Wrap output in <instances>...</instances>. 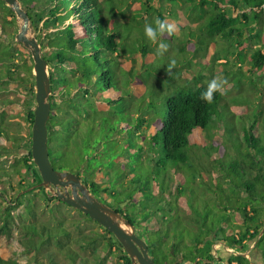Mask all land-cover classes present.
<instances>
[{"label":"trees","instance_id":"trees-1","mask_svg":"<svg viewBox=\"0 0 264 264\" xmlns=\"http://www.w3.org/2000/svg\"><path fill=\"white\" fill-rule=\"evenodd\" d=\"M18 1L25 6L30 30L40 45L41 56L49 69L50 117L46 127L51 165L56 170L71 172L82 168V172L75 171L74 174L89 187L92 195L97 197L103 192L110 197L115 196L120 203L128 201L133 204L132 206H138L142 192L139 189L140 179L131 173L125 180L129 190H122L119 196L110 194V103L126 104L124 97L132 96L129 86L133 79H141L148 87V80L151 77L160 82L159 78H155L159 72L153 70L151 66H146L150 69L146 74L142 72L144 67L129 70L125 74L120 72L118 67L117 59L129 58L137 50H141L145 55L146 46L137 39L132 42L134 47L131 48V45L125 42L129 29L120 28L122 25L118 22L109 23L103 11L107 9L110 13L114 12L115 3L112 0H105L104 5L100 0H48L51 2L50 6L39 10L29 5L33 0ZM174 1L187 4V11L190 14L199 13L204 17L202 23L197 26L199 32L190 37L198 46L208 47L209 42L205 35L238 41L245 36L247 41L254 40L255 43L258 41L256 48L251 52V63L247 73L253 74L262 69L264 46L259 47L260 35L255 29L257 26L261 27L263 23L264 0H160L162 10H156L158 20L163 21L165 15L172 17L169 4H173ZM164 6H167L166 10L169 11L165 14ZM17 31L18 24L13 10L0 0V93L5 92L10 84L23 87L27 97L23 100L21 109L25 112L29 125H32L35 105L33 62L30 53L15 41ZM131 60L134 63L133 58ZM24 72L26 75L22 76ZM119 73L123 79L119 78ZM196 81L194 84L176 87L167 93L161 91V95H158L160 92L155 85L151 86L152 91L155 90L157 93L156 105L149 106L145 111L146 115H150V119L145 116V119L136 120L135 128L139 129L143 124L149 125L150 122L155 124L156 128L149 129L146 133L138 132L140 129L130 131L132 135H129L128 142H135L136 145L150 151L153 146L159 147L162 160L170 162L174 172L175 166L179 163L184 166L189 164L190 168L196 155L192 149L202 148L203 153L200 156L207 157L206 161L212 165L208 170H201V175L203 172L217 185L221 183V190L223 189L221 195L224 196L226 205L233 208L224 214L206 215L205 219L199 221L197 219L196 223L195 218L184 214L182 220L193 222L194 226H190V229L182 228L179 231L181 237L176 240L174 237L177 229L160 226V221L155 219L156 215H160L164 220L166 214L174 210L175 207L171 208L172 204L179 198L177 194L179 186L172 178L163 176L160 183L154 184L155 188L151 193L149 190L142 193L147 203L152 199L153 202L146 203L141 210L124 214V217L134 226L136 234L144 243L146 241L148 254L155 264H260L254 262L253 257L252 261L251 258L244 256L249 242L258 250L262 259L261 264H264V116L261 118L264 113V86L259 91L260 103L255 108L251 122L241 127L235 135H230L224 122H219L216 130H211L209 125L211 109L222 97L220 90H214L211 102H207L202 99V94L208 90L210 83H203L200 77ZM2 103L5 105L6 100H2ZM0 114L4 118L5 111L2 110ZM241 116L232 114L233 118ZM3 123L0 128V139L7 142L8 146H0V158L3 157L1 152L6 155L11 148L23 151L20 161L30 171L33 184H39L41 178L31 159L30 136L21 138L19 130L15 134H10L5 119ZM124 123L128 130L131 129L129 124L132 125L133 120L127 119ZM195 131L203 138L200 144H191L189 141ZM232 137L239 144L242 143L240 149L246 148L245 152L239 150L238 154L242 153L240 157H237V154L233 155L232 159H241V162H235V169L241 176L237 175L235 178L222 168L220 162L222 156H229L225 147ZM146 141L150 146L144 144ZM70 147H74L76 151L73 154L75 161L69 165L64 162V158L68 155ZM123 147L125 148V145ZM218 149L222 150V154H219ZM79 159L86 163V166H80ZM118 160L120 170L124 161ZM153 163L151 160V164ZM215 165H218L223 173L218 170L216 176H213L215 174L213 171L217 168L212 166ZM13 169L19 174L16 168ZM9 173L0 169V182L4 179L11 184ZM99 174L104 178L102 182L96 179ZM165 181H168L167 187ZM124 186L125 184L119 189ZM145 189L147 190L146 185ZM35 191L41 192L47 203L53 200L57 205L66 206L56 198L48 197L42 187L36 188ZM32 192L34 191L28 194ZM24 200L25 195L15 197L14 207L6 209V212L0 215L1 229L7 237L11 235L13 225L11 210L19 206L28 208L29 201ZM163 203L167 208L161 212L158 206ZM105 204L109 205L107 202ZM147 205L153 207L147 210ZM68 208L78 212L83 220L93 222L103 232L71 239L70 233L63 227L50 228L37 221L23 223L18 230L19 250L25 255L28 264H58L53 247L61 255V264H88L73 248L76 244L79 251L90 250L92 253L99 247L110 252L111 248L116 246L119 260L123 264H131L122 246L112 234L80 211ZM116 211L123 213L120 210ZM192 228L195 229V233L192 232ZM184 231L188 235L189 231L193 233L189 235L188 240L184 238ZM152 235L156 237L150 238ZM169 235L175 241H172ZM146 239L150 241L149 245ZM217 243L224 249H234L235 254L229 253L226 260L214 255L212 247ZM0 264L5 262L0 260Z\"/></svg>","mask_w":264,"mask_h":264},{"label":"rangeland","instance_id":"rangeland-1","mask_svg":"<svg viewBox=\"0 0 264 264\" xmlns=\"http://www.w3.org/2000/svg\"><path fill=\"white\" fill-rule=\"evenodd\" d=\"M104 1L105 0H100L102 4ZM112 1L115 3V13H110V10L107 9L103 11L105 17L109 19V23L118 22L122 25L120 28L124 29L125 27L129 29L125 42L127 45H131V48L134 47L132 42L138 39L147 49L145 55L142 54L141 50H137V52L133 53L129 58L123 57L117 59L120 72L125 74L129 70H138L144 67V71L142 72L146 74L147 71L150 70L146 68V66H151L153 70L159 72L158 76L155 78H159L160 82L151 77L148 80V87L145 86L141 79H133L129 86V91L132 96L128 95L126 98L124 97L126 104L110 103V194H117L119 196L122 190L125 189L128 191L129 186L128 183H125V180L130 177L131 173L135 178L140 179L139 184H141V186L139 185V189L142 191L141 196H139L140 204H138V206H132L133 204L128 201L120 203L115 196L110 197L103 192H100L98 197L102 202L109 203L111 208L122 211L123 215L131 214L134 210H141L148 202L145 197H142L144 191L148 192L149 190L151 193L155 188L154 184L160 183L161 177L163 176L170 177V179L172 178V181L174 180L175 184L179 186L177 190L179 198L174 201L171 207L175 208L172 212L166 214L164 220L161 219L160 215H156L155 219L160 221V226L177 229L174 239L179 240L181 237L179 231L182 230V228L190 229V226H194L193 222L182 220L184 214L195 218L194 222L196 223L197 219L198 221L205 219L206 215H212L213 213L224 214L233 207L226 205L225 198L221 195L223 192V189L221 190V183L217 185L210 179L211 177H209V175H205L203 172L201 175V170H208L212 165V163L206 161L208 160L206 159L207 157L200 156V154L203 153L202 148L192 149L196 155L193 165L190 162V168L189 164L184 166L179 163L178 166H175L174 172L173 168H171L173 165L168 161L162 160L159 147L153 146L150 151L149 149H143L139 145H136L135 142H128L132 135H130V131L134 132L140 129L138 132L141 131L142 133H146L149 129L156 128L155 124L152 122H150V126L147 124L148 127L146 124H143V126H141L142 128H135L136 120L143 119L145 116H147L146 118L148 120L150 119V115H146L145 111L149 106L156 105L157 93L154 92L155 90L152 91L151 86L155 85L160 92L158 95H161V91L167 93L181 85L194 84L197 82V78L199 79L200 77L203 83L216 81V83L220 85L218 89L222 94L220 100H218L211 109V119L209 122L211 130H216L219 122H224V124L228 126L227 129H229V134L235 135L239 132L241 127L251 122L252 116L255 114V108H257L256 106L260 103L259 91H261V87L264 86V65L261 70L253 72V74L247 73V69L251 63V52L256 48L255 46H257L256 44H258V41L257 43H255L254 40L247 41L245 40V36L238 41L220 36L211 38L205 35L209 44L207 48H202L190 37H192L193 34H197L196 32H199L197 26L202 23L204 17L200 16L199 13L190 14L187 11V4L184 5L180 4V1H174L172 2L173 4H169V11L172 12V17L165 15L163 20L166 24L173 25V31L171 33L162 34L156 42H152L145 37L144 27L146 24L155 26V22L159 19L156 10H162V3L160 0ZM50 4L51 2L48 0H33L29 5L39 10L41 8H47ZM20 5L25 10V6H23L21 2ZM166 9L167 6H164V14L169 12ZM230 13L233 14L232 12ZM253 27L255 28L254 25ZM9 29L10 28H8V30ZM255 31L260 35L259 47L263 48L264 13L262 26H257ZM30 33L32 34L31 30ZM160 42L167 45V48L162 52H158ZM132 58L134 63L131 60ZM21 75L25 76L26 74L24 72ZM166 77H171L172 79L169 80L166 79ZM119 78H122L120 73ZM160 83H162V85ZM26 97L27 92L23 87H15V85L11 84L7 87L5 92L0 93V112H2V110L5 111L4 118H2L0 114V128L4 124L3 120L5 119V124L9 127V133L15 134L19 130V132H21V138L31 137V125L27 122L25 112L21 109L23 100ZM2 100H6L5 105L2 103ZM110 100H112L111 97ZM128 113L133 116L129 114V117ZM232 114L242 116L233 118ZM263 116L264 113L261 118ZM127 119L133 120L132 125L129 124L131 129L128 130L124 123ZM222 119L223 121H220ZM219 136L220 135H218V137ZM143 139L144 138H142V141ZM221 139H223V137H221ZM231 139V141H227L225 147L227 148V154L229 156H222L223 159H220V162H222V168L227 171L231 177L235 178L237 175L241 176V173L239 174L235 169V162H241V159H232L233 155L237 154V157H240L239 155L242 153L238 154L239 150L245 152L246 148L240 149L242 143L239 144L233 137ZM223 140H225V138ZM189 141L191 144H200L203 138L198 131H195L189 138ZM118 143H120V145ZM144 144L150 146V143L147 141ZM4 145L8 146V143L0 139V146ZM123 145H125V148ZM208 148L210 149V147ZM209 149H207V151H209ZM75 151L76 149H74V147H70L68 155L64 158V162L69 165L71 162H74L75 156L73 154ZM1 153L3 157L0 158V169L10 172L11 184L4 179L0 182V215L2 212H6V209L14 207L13 199L15 197L25 195L24 201H29L28 208L19 206L11 210L13 225H11L12 231L9 237L3 234L0 222V260L5 262V264H28L25 255L19 250L18 230L23 223L37 221L50 228L63 227L70 233L71 239H78L79 236L91 235L95 232H103L93 222L83 220L78 212L69 210L68 207L63 205H57L53 200L48 203L45 202L43 194L35 191L37 187L32 182L30 171H28L20 161L23 151L11 148V151L6 152V155L4 152ZM219 154H222V150L219 151ZM117 158L120 160L123 159L124 161L122 169L120 170L118 165L119 160ZM151 160H153V164H151ZM79 165L83 167L86 166V163L83 161L81 162V159H79ZM212 167L217 168L213 171L215 172L213 176H216V173L221 170L218 165ZM13 168H16L19 174L15 173ZM75 171L82 172V168L80 170H73V172ZM173 173H176V175ZM220 173H223V170ZM96 179L99 180V182L104 180L102 174H99ZM167 182L168 181H165V187L168 185ZM123 184H125L126 188L124 186V188L119 189ZM145 185L147 190L145 189ZM11 186L13 189H11ZM20 188H22V190H20ZM30 191L34 192L28 194ZM224 192L227 191L224 190ZM152 202L153 199L147 204ZM152 207H149V205L146 206L147 210H150ZM165 208H167L165 203L158 206L161 212H163ZM191 230L195 233V229L192 228ZM193 233L189 231V235ZM189 235L184 231V238L186 240L189 239ZM153 237H156V235H152L150 238ZM170 239L172 240V237H170ZM146 240L149 245L150 241L148 239ZM73 248L78 251L81 257L86 259L88 264H123L117 255L118 248H116V246L111 248L110 252L104 251L103 248L101 249V247H99L94 253L90 250L79 251L77 244L74 245ZM52 249L58 258V264H61L62 258L60 253L56 248L53 247ZM212 252L214 255H218L225 260L228 258L229 253L235 254L234 249H224L219 243L213 245ZM244 256L249 259L253 257L255 259L254 262L262 263L260 253L258 250L254 249V245L251 242L248 243Z\"/></svg>","mask_w":264,"mask_h":264},{"label":"water","instance_id":"water-1","mask_svg":"<svg viewBox=\"0 0 264 264\" xmlns=\"http://www.w3.org/2000/svg\"><path fill=\"white\" fill-rule=\"evenodd\" d=\"M13 10L18 21L15 41L31 56L34 76V110L31 125V159L41 182L37 188H44L48 196L56 198L66 206L80 211L112 234L122 246L131 264H155L148 254L143 239L123 214L101 202L90 193L80 178L70 171L56 170L49 161L46 123L50 117L48 98L51 94L48 66L41 56L40 45L30 33L29 18L18 0H1Z\"/></svg>","mask_w":264,"mask_h":264},{"label":"clouds","instance_id":"clouds-1","mask_svg":"<svg viewBox=\"0 0 264 264\" xmlns=\"http://www.w3.org/2000/svg\"><path fill=\"white\" fill-rule=\"evenodd\" d=\"M173 31V25L166 24L163 21L157 20L155 22V26L152 24H146L144 27V35L145 37L152 41L156 42L159 37L164 33H171ZM167 48V45L163 42L159 43L158 52H162ZM220 87L219 84L216 83V81H212L209 85L208 90L202 94V99H204L207 102H211L212 100V92Z\"/></svg>","mask_w":264,"mask_h":264},{"label":"flooded vegetation","instance_id":"flooded-vegetation-1","mask_svg":"<svg viewBox=\"0 0 264 264\" xmlns=\"http://www.w3.org/2000/svg\"><path fill=\"white\" fill-rule=\"evenodd\" d=\"M68 171V170H67ZM71 172V171H70ZM72 173H74V172H72ZM97 198H98V200L100 199L98 196H97ZM102 201V200H101ZM105 203V202H104ZM114 209V208H113ZM116 210V209H115Z\"/></svg>","mask_w":264,"mask_h":264}]
</instances>
